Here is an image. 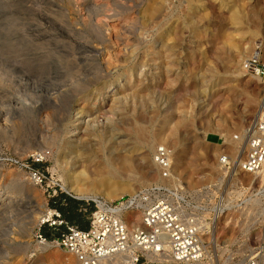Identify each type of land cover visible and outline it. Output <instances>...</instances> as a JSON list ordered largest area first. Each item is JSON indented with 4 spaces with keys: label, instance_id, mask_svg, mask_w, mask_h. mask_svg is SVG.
Listing matches in <instances>:
<instances>
[{
    "label": "rangeland",
    "instance_id": "obj_1",
    "mask_svg": "<svg viewBox=\"0 0 264 264\" xmlns=\"http://www.w3.org/2000/svg\"><path fill=\"white\" fill-rule=\"evenodd\" d=\"M259 42L264 0H0V188L31 204L0 215V264L73 262L36 237L59 195L84 205L159 182L196 211L224 194L208 250L214 264H245L264 229L263 176L235 169L225 179L218 157L236 155L234 137L257 112L263 84L242 62ZM236 44L248 49L236 54ZM159 146L173 151L167 181L154 162ZM108 179L127 192L113 194Z\"/></svg>",
    "mask_w": 264,
    "mask_h": 264
},
{
    "label": "built area",
    "instance_id": "obj_2",
    "mask_svg": "<svg viewBox=\"0 0 264 264\" xmlns=\"http://www.w3.org/2000/svg\"><path fill=\"white\" fill-rule=\"evenodd\" d=\"M242 68L247 75L262 81L263 89L257 113L244 131L243 142H247L248 148L238 168L242 173L258 175L264 171L263 43L255 44ZM172 157L168 146H159L155 151L154 162L166 181L172 176ZM218 158L224 178L232 177L237 168L232 157L223 151ZM32 177L39 184L46 179L37 170ZM218 198L208 212L196 211L176 187L154 183L114 201L87 200L80 208L87 215V229L69 223L54 210L50 218L40 223L36 237L40 244L53 245L73 256L74 264H205L213 256L207 240L214 237L218 221L228 208L225 195ZM44 225L63 231L47 237L41 230ZM211 261L214 264L213 257ZM245 264H264V229Z\"/></svg>",
    "mask_w": 264,
    "mask_h": 264
},
{
    "label": "bare ground",
    "instance_id": "obj_3",
    "mask_svg": "<svg viewBox=\"0 0 264 264\" xmlns=\"http://www.w3.org/2000/svg\"><path fill=\"white\" fill-rule=\"evenodd\" d=\"M39 1V0H38ZM5 2V1H4ZM36 2V1H35ZM35 2H33V3H35ZM40 2H41V0H40ZM36 4V3H35ZM85 4V3H84ZM166 4H167V2H166ZM36 6V5H35ZM34 6V7H35ZM75 6V5H74ZM26 7V6H25ZM42 7V6H41ZM48 7V6H47ZM149 7V6H148ZM155 8V7H154ZM35 9V8H34ZM76 10V9H75ZM85 10V9H84ZM153 10V9H152ZM41 13H42V11H41ZM45 14V13H44ZM35 15V14H34ZM42 16V15H41ZM44 16V15H43ZM38 17V16H37ZM68 18V17H67ZM69 19V18H68ZM155 19V18H154ZM157 19H159V18H157ZM45 20V19H44ZM70 20V19H69ZM46 22H47V20H46ZM51 22V21H50ZM231 22L234 24V25H238V24H240L241 23V17H240V15H238V14H232V16H231ZM52 23V22H51ZM50 24V23H49ZM54 25V24H53ZM61 25V24H60ZM91 25V24H90ZM55 26V25H54ZM57 26H58V24H57ZM62 26H64V25H62ZM46 27V26H45ZM57 28H60V27H57ZM39 29V28H38ZM37 29V30H38ZM57 30V29H56ZM98 30V29H97ZM42 31V30H41ZM58 31V30H57ZM126 31V30H125ZM39 32V31H38ZM77 32V31H76ZM63 33V32H62ZM53 34V33H52ZM99 34V33H98ZM23 35V34H22ZM33 35H35V34H33ZM62 35V34H61ZM36 36H38V35H36ZM48 36V35H47ZM25 37V36H24ZM43 37V36H42ZM61 37V36H60ZM77 39V38H76ZM39 40V39H38ZM49 41V40H48ZM100 41V40H99ZM142 41V40H141ZM229 41V40H228ZM230 42V41H229ZM13 43V42H12ZM54 43V42H53ZM110 43V42H109ZM74 44H76V43H74ZM73 44V45H74ZM84 45V44H83ZM100 45V44H99ZM20 46V45H19ZM76 46V45H75ZM85 46V45H84ZM18 47V46H17ZM25 47V46H24ZM57 47V46H56ZM88 47V46H87ZM43 48V47H42ZM107 49V48H106ZM124 49V48H123ZM245 49H248V47H242V46H240V45H238V44H236V45H234V48H233V50H234V52L236 53V54H244V50ZM9 50V49H8ZM21 51V50H20ZM93 51H94V49H93ZM111 51V50H110ZM38 52V51H37ZM41 52V51H40ZM21 53V52H20ZM96 53V52H95ZM108 53H109V51H108ZM13 55V54H12ZM72 55V54H71ZM137 56V55H136ZM27 57V56H26ZM70 57V56H69ZM112 57V56H111ZM81 58V57H80ZM93 58V57H92ZM84 59V58H83ZM83 59H82V61H83ZM91 59V58H90ZM109 59V58H108ZM110 60V59H109ZM85 61V60H84ZM81 62V61H80ZM94 62V61H93ZM11 63V62H10ZM22 63V62H21ZM85 63V62H84ZM91 63V62H90ZM100 63H101V61H100ZM105 63V62H104ZM114 63V62H113ZM98 64V63H97ZM113 65V64H112ZM90 67V66H89ZM81 69V68H80ZM93 69V68H92ZM66 70V69H65ZM17 71V70H16ZM19 71V70H18ZM16 73V72H15ZM53 73V72H52ZM31 74V73H30ZM71 74V73H70ZM95 74V73H94ZM88 75V74H87ZM90 76V75H89ZM20 77V76H19ZM22 77V76H21ZM61 77V76H60ZM95 77V76H94ZM23 78V77H22ZM87 78V77H86ZM76 79V78H75ZM79 79V78H78ZM40 80V79H39ZM63 80V79H62ZM70 81V80H69ZM47 81H45L44 83H46ZM27 84V83H26ZM51 84V83H50ZM55 84V83H54ZM64 84V83H63ZM68 84V83H67ZM22 85V84H21ZM47 86V85H46ZM58 86V85H57ZM64 86V85H63ZM56 88V87H55ZM59 88V87H58ZM57 88V89H58ZM60 89H62V88H60ZM72 89H75V88H72ZM71 90V89H70ZM74 91V90H73ZM56 92V91H55ZM21 93V92H20ZM71 93V91H68V92H63L61 95L62 96H69V94ZM73 93V92H72ZM53 94V93H52ZM74 94V93H73ZM61 96V97H62ZM65 98H68V97H65ZM70 98V97H69ZM13 99V98H12ZM46 99H47V97H46ZM62 99H64V98H62ZM48 100V99H47ZM27 101V100H26ZM46 101V100H45ZM61 101V100H60ZM59 101V102H60ZM64 101H65V99H64ZM66 101H68V100H66ZM69 101H71V100H69ZM261 101V100H260ZM51 103H52V101H51ZM61 103H63V102H61ZM61 103H59V104H61ZM70 103V102H69ZM260 104V103H259ZM53 105V104H52ZM70 105V104H69ZM84 106V105H83ZM258 107H259V105H258ZM40 109V108H39ZM258 109V108H257ZM79 111V110H78ZM4 112V111H3ZM253 111H251V113H252ZM78 113H82V111H80V112H78ZM257 113V112H256ZM53 114V113H52ZM55 114H57V113H55ZM256 115V114H255ZM55 116V115H54ZM61 116V115H60ZM56 117V116H55ZM59 118V117H58ZM57 118V119H58ZM55 119V118H54ZM60 119V118H59ZM4 121V120H3ZM3 123L4 122H2V119H1V115H0V130L3 128ZM46 124V123H45ZM6 125V124H5ZM61 131V130H60ZM245 131V130H244ZM244 131H243V133L241 134V138L238 136V141H240V142H242L243 143V145H242V143H240V146L239 147H237L238 148V151L236 152V155L235 154H232L231 153V155H230V153L229 152H226L227 154H229L231 157H232V159H233V161L235 162V166L237 167V168H235L236 170H241L240 168H238L239 166V162H240V160L242 159V157H243V155L245 154V152H246V150H247V148H248V145H247V142L246 141H244L243 142V139H244V137H245V135H244ZM85 132L87 133V134H92V130L89 128V126H87V127H85ZM59 133V132H58ZM90 137V136H89ZM61 140V139H60ZM78 140V139H77ZM53 141V140H52ZM79 141V140H78ZM50 143V142H49ZM54 143V142H53ZM62 143V142H61ZM235 143V142H234ZM52 144V143H51ZM147 145H149L150 143L149 142H147L146 143ZM61 145V144H60ZM72 145V144H71ZM65 146V145H64ZM76 146H78V145H76ZM75 146V147H76ZM236 146V145H235ZM67 147V146H66ZM236 148V147H235ZM75 150V149H74ZM71 151V150H70ZM63 152V151H62ZM61 152V153H62ZM149 152V151H148ZM69 153V152H68ZM143 153L142 152H140L139 153V157H140V159H144L145 158V155H142ZM63 157V156H62ZM64 160V159H63ZM219 165H220V163H219ZM262 179L264 180V171L262 172ZM108 181V184L111 186V182L112 181H110L109 179L107 180ZM3 187V186H2ZM115 186H111V190H113L112 191V193L113 194H115L116 196H120V195H123L124 194V192H127L126 191V188L123 186V185H119V186H117L116 188H114ZM2 188H0V215H3L4 213H6V212H8V210H10V208H12V209H18L19 211H24V209L26 210V209H29L30 207H31V204H30V202H27V200H26V202H22L21 200H19V199H16V197L15 196H4V194L2 193ZM7 192V191H6ZM25 192H27V191H25ZM5 193V192H4ZM25 194V193H24ZM131 194H134V193H131ZM21 195H23V194H21ZM257 201V200H256ZM256 201H255V203H256ZM258 201H260V200H258ZM264 207V206H263ZM21 209V210H20ZM11 211V210H10ZM31 211V210H30ZM52 215V213H51V211H49V212H47V214H44V215H42L41 217H40V219H43V220H46V219H48V218H50V216ZM37 218V217H36ZM4 244H6V242H2V241H0V247H3L4 246ZM74 262H75V259H74V257H73V262L72 263H70L69 262V264H74ZM52 264H60V263H55V262H53Z\"/></svg>",
    "mask_w": 264,
    "mask_h": 264
},
{
    "label": "trees",
    "instance_id": "obj_4",
    "mask_svg": "<svg viewBox=\"0 0 264 264\" xmlns=\"http://www.w3.org/2000/svg\"><path fill=\"white\" fill-rule=\"evenodd\" d=\"M68 201V204L71 205V208L63 207V202ZM83 204V201L75 200L67 195H59L58 199L55 201V209L60 213V215H64L68 221H75L77 218L79 219L80 213L78 211L79 206ZM73 206V207H72ZM48 226V225H45ZM49 227V226H48ZM50 228V227H49ZM42 233L47 237H51V235L46 231V229H42Z\"/></svg>",
    "mask_w": 264,
    "mask_h": 264
},
{
    "label": "crops",
    "instance_id": "obj_5",
    "mask_svg": "<svg viewBox=\"0 0 264 264\" xmlns=\"http://www.w3.org/2000/svg\"><path fill=\"white\" fill-rule=\"evenodd\" d=\"M79 213H80V217L79 219L77 218V220L75 221H68L69 223L73 224V225H77L82 229H87L89 226V222L88 220L86 221L85 219H87V215L83 214L82 212H80V207L78 209Z\"/></svg>",
    "mask_w": 264,
    "mask_h": 264
}]
</instances>
